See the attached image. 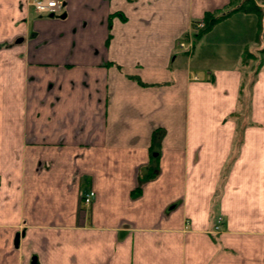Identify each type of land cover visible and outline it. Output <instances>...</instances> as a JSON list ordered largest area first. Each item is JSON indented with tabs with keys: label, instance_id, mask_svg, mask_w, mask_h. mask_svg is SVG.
I'll use <instances>...</instances> for the list:
<instances>
[{
	"label": "crops",
	"instance_id": "crops-1",
	"mask_svg": "<svg viewBox=\"0 0 264 264\" xmlns=\"http://www.w3.org/2000/svg\"><path fill=\"white\" fill-rule=\"evenodd\" d=\"M240 2L0 0V264H264V14L191 37Z\"/></svg>",
	"mask_w": 264,
	"mask_h": 264
},
{
	"label": "trees",
	"instance_id": "trees-1",
	"mask_svg": "<svg viewBox=\"0 0 264 264\" xmlns=\"http://www.w3.org/2000/svg\"><path fill=\"white\" fill-rule=\"evenodd\" d=\"M240 1L241 2L237 7H235L233 10L225 14H216V13L207 12L202 18L204 22V26L194 34V42L197 41V39H199L203 34L210 31L215 24H217L219 21H221L222 19H224L226 16H228L230 13L234 11L254 13L257 15L260 14L261 12L260 8L256 6L252 0H240ZM250 56L251 53L247 54L246 57L249 58Z\"/></svg>",
	"mask_w": 264,
	"mask_h": 264
},
{
	"label": "built area",
	"instance_id": "built-area-1",
	"mask_svg": "<svg viewBox=\"0 0 264 264\" xmlns=\"http://www.w3.org/2000/svg\"><path fill=\"white\" fill-rule=\"evenodd\" d=\"M31 5L38 12L49 13V12H55L58 9L59 2L58 0H31ZM203 25L204 23L202 20L194 23V27L197 29L203 27ZM178 45L180 47H186L185 41H183V39H181L178 42ZM92 196H93V192L89 191L83 196V202L85 204H88ZM219 222H220V219L217 220V224L214 226V230L216 231L219 229Z\"/></svg>",
	"mask_w": 264,
	"mask_h": 264
},
{
	"label": "rangeland",
	"instance_id": "rangeland-1",
	"mask_svg": "<svg viewBox=\"0 0 264 264\" xmlns=\"http://www.w3.org/2000/svg\"><path fill=\"white\" fill-rule=\"evenodd\" d=\"M253 1V3L256 5V6H258L256 3H255V0H252ZM262 3H263V10H261V12L260 13H263L264 14V0L262 1ZM259 7V6H258ZM264 17V16H263ZM229 27H231V25L229 26ZM217 29L215 30V33H214V35H219V33H220V31L224 28V25L223 26H217L216 27ZM201 29V28H200ZM206 34V33H205ZM205 34H203L199 39H197V41H200L203 37H205L206 35ZM209 38H210V36H209ZM204 41V40H203ZM187 42H188V40H186L185 41V43L187 44ZM189 46L190 45H186V47H182V48H180V49H185V50H187L188 48H189ZM208 48H206L205 49V51L207 50ZM209 50H210V52H211V48H209ZM204 51V52H205ZM199 59H200V61L201 60H203V61H206V59H203V57L202 56H199L198 57ZM207 61H209V62H212V61H210V60H207ZM214 64V63H213Z\"/></svg>",
	"mask_w": 264,
	"mask_h": 264
},
{
	"label": "water",
	"instance_id": "water-1",
	"mask_svg": "<svg viewBox=\"0 0 264 264\" xmlns=\"http://www.w3.org/2000/svg\"><path fill=\"white\" fill-rule=\"evenodd\" d=\"M50 16H52V14H50ZM64 16V15H63ZM34 260V259H33ZM31 264H34V263H31Z\"/></svg>",
	"mask_w": 264,
	"mask_h": 264
},
{
	"label": "flooded vegetation",
	"instance_id": "flooded-vegetation-1",
	"mask_svg": "<svg viewBox=\"0 0 264 264\" xmlns=\"http://www.w3.org/2000/svg\"><path fill=\"white\" fill-rule=\"evenodd\" d=\"M45 14H50V12H49V13H45ZM53 14H54V13H53ZM53 14H52V15H53Z\"/></svg>",
	"mask_w": 264,
	"mask_h": 264
}]
</instances>
